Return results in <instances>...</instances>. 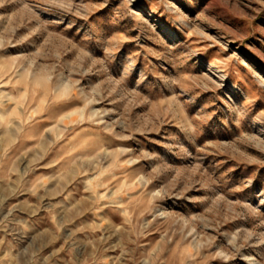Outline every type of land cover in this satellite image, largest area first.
I'll return each mask as SVG.
<instances>
[{
	"label": "rangeland",
	"instance_id": "obj_1",
	"mask_svg": "<svg viewBox=\"0 0 264 264\" xmlns=\"http://www.w3.org/2000/svg\"><path fill=\"white\" fill-rule=\"evenodd\" d=\"M0 264H264V0H0Z\"/></svg>",
	"mask_w": 264,
	"mask_h": 264
}]
</instances>
